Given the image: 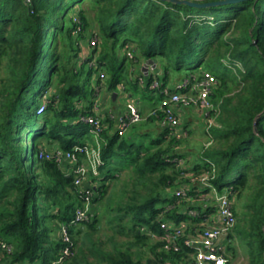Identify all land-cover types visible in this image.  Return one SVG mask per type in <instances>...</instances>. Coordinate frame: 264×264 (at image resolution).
<instances>
[{
    "label": "trees",
    "instance_id": "obj_1",
    "mask_svg": "<svg viewBox=\"0 0 264 264\" xmlns=\"http://www.w3.org/2000/svg\"><path fill=\"white\" fill-rule=\"evenodd\" d=\"M87 34L98 42L89 41L83 59ZM143 59L156 66L136 77L132 67ZM0 67V264H187L194 249L185 240L217 211L210 188L192 178L203 173L232 200L236 224L227 249L234 255L237 239L246 264H264V0L204 8L164 0H0ZM205 71L218 79L210 111L216 124L191 162L179 149L186 124L164 126L158 105L166 90ZM97 72V87L105 80L112 91L119 84L134 94L144 89L157 105L122 135L115 119L98 115L102 162L89 174L90 217L74 224L85 196L70 163L40 152L52 144L98 146L82 119L97 115ZM152 122L158 134L141 131ZM102 221L111 233H98ZM163 222L186 228L177 235ZM66 246L71 254L58 263Z\"/></svg>",
    "mask_w": 264,
    "mask_h": 264
},
{
    "label": "built area",
    "instance_id": "obj_2",
    "mask_svg": "<svg viewBox=\"0 0 264 264\" xmlns=\"http://www.w3.org/2000/svg\"><path fill=\"white\" fill-rule=\"evenodd\" d=\"M98 38L92 36L90 39L91 46L97 45ZM132 57L131 51L128 52ZM218 79L211 71H205L201 79H196L192 82L185 80L178 84V90L170 92L166 90V96L161 100L160 107L164 112V116L161 119V123L164 126L178 127L181 124L180 115L178 110L180 107H188V105L194 104L207 111V122L212 124L214 119L210 115V111L214 109L211 95L216 87ZM159 86L157 80L153 81L151 87L156 88ZM45 104H43L39 112L45 111ZM97 108V106H95ZM82 119L88 122L92 126V131L97 136L96 142L98 144L95 147L91 143L76 145L71 150H64L55 148L52 150L42 149L41 156L47 158H55L60 164L64 162L70 163V172L75 174V183L79 188L80 193L85 196L84 206L80 207L76 211L75 219L72 223L77 224L81 221L88 220L90 217V206L93 196V190L89 184L90 171L98 173V165L101 160V147L99 133L103 129V122L100 116L88 115L83 116ZM143 119L141 110L136 105H131L130 110L119 117L118 131L119 134H124L127 129L135 123L140 122ZM216 124V123H214ZM193 180L200 179L205 186L210 188L211 195L215 198L217 205V217L212 220V223L207 222L205 226L197 230V233L189 236L185 242L186 245L192 247L194 252L192 259L188 264H226L227 258V244L229 241L228 235L236 224V215L233 209L232 200L226 193H219L217 188L210 183V174L203 173L199 176H193ZM178 193H185L183 190H179ZM194 215L197 211L192 210ZM164 228H173L177 235L184 232L186 228V222H182L179 225H172L168 222H163ZM66 242H71V237L67 231V228H63L62 233ZM4 248L11 250V245L3 244ZM178 249V246H174ZM71 254V247L66 246L58 259L60 263L66 256ZM57 264V263H56Z\"/></svg>",
    "mask_w": 264,
    "mask_h": 264
},
{
    "label": "crops",
    "instance_id": "obj_3",
    "mask_svg": "<svg viewBox=\"0 0 264 264\" xmlns=\"http://www.w3.org/2000/svg\"><path fill=\"white\" fill-rule=\"evenodd\" d=\"M88 46H89V44H88ZM88 51H90V47H88ZM146 61H147V59H143L141 62H139V64H136V67H132V71L134 72V76L137 77V76L141 75L140 73H143L145 76H147L143 71V66H144ZM94 64L95 63L93 61L92 65H94ZM153 68H155V67L153 65H151L150 70H153ZM100 75H101L100 72H97L92 76V83H93L94 87L96 85H98L96 83V80L98 79V77ZM141 81H143L142 78H141ZM105 84L106 83L104 80L103 82H101L100 87L96 86L97 97H96L95 102H94L95 112L98 115L99 114L102 115L101 117L103 119H105L106 114H108V117L115 119L116 125L118 127L119 117H121V115H124L125 113H127L130 110L131 105H136L140 108L141 113L143 115V119L141 121H143L146 117H148V115L154 113V111H155L154 108L157 104L154 103L155 100H150L151 97H150L149 93H148V95H144L142 97L139 93L134 94L133 92H129L128 90L125 89V87L122 84H119L118 91H112V90H109ZM101 92H104V96L102 99L100 97ZM115 92H117L116 96H114ZM152 95L154 98L155 94L152 93ZM120 97H122L121 100H120ZM95 106H97V108H95ZM158 106L160 107V104ZM198 109H195L196 113L200 117H202L203 119L207 120V116H208L207 111L204 110L203 108H200L199 110ZM178 112H179V115H180L181 120H182V126H184L186 124L187 135H189L188 134L189 131L192 130V127H189L190 122L194 121L193 120V114H191L190 111H187L185 107H182V108L180 107ZM128 129H130V127ZM128 129H127V131H128ZM92 133H94V132L92 131ZM96 137L97 136L95 135L94 138L96 139ZM55 148H58V146L52 144V145H48L46 149L52 150ZM200 184H201V182H200ZM202 188H203V186H199L200 191L202 190ZM200 194H201L200 196L206 195L204 193H200ZM211 217H212V219L216 218L217 213L213 214ZM207 221H210V220H207ZM17 264H41V263H30L29 261H24V262L17 263Z\"/></svg>",
    "mask_w": 264,
    "mask_h": 264
},
{
    "label": "rangeland",
    "instance_id": "obj_4",
    "mask_svg": "<svg viewBox=\"0 0 264 264\" xmlns=\"http://www.w3.org/2000/svg\"><path fill=\"white\" fill-rule=\"evenodd\" d=\"M91 34H87L86 38H83L80 40V47H81V56L83 59H85V57L88 54V47H90L89 41L91 39ZM89 44V46H88ZM93 64V61H91V65ZM2 67H0V74L3 73L2 71ZM179 80V79H176ZM175 80V81H176ZM150 93V91H146L144 89L139 91V94L143 97L145 94ZM151 94V93H150ZM104 96V92H101L100 97L101 99ZM122 99V97H120V100ZM200 109L201 107L191 104L188 105V107H186L187 111H190L191 114H193V120L190 122V126L192 127V130L189 131V135H186L185 137L182 138V142L179 145V149L182 152H185V155L187 156L186 159L190 160L191 162L198 156L199 151L201 150V148L205 145L207 139L209 138V136L206 134V129L208 127H211L214 123H216L215 119L212 120V124L208 123L206 119H203L202 117H200L197 113L195 109ZM198 109V110H199ZM205 110V109H204ZM182 123V122H181ZM182 125V124H181ZM152 131L154 132V134H158L161 131L160 125L156 124L155 122H152L150 124H148L147 126H143L141 131ZM140 132V131H139ZM27 142H29V137H27ZM205 142V143H204ZM65 165V164H64ZM182 166H187L186 164L181 163ZM237 209L240 211L241 206L238 205ZM238 220V218H237ZM86 227V226H84ZM109 226H107L103 221L101 222V231H99L98 233L103 234V235H107L109 233H111V230L107 229ZM121 239H124L123 236H119ZM125 240V239H124ZM84 241V238H83ZM103 241L107 242V236L103 237ZM235 242V243H234ZM233 242V245L236 247V253L233 255L232 252L229 251V249H227V258L230 259L231 264H246L247 263V257L246 254L244 252V249L242 248V246L238 243L237 239Z\"/></svg>",
    "mask_w": 264,
    "mask_h": 264
},
{
    "label": "water",
    "instance_id": "obj_5",
    "mask_svg": "<svg viewBox=\"0 0 264 264\" xmlns=\"http://www.w3.org/2000/svg\"><path fill=\"white\" fill-rule=\"evenodd\" d=\"M164 1H172V2H177V3H186L195 7H212V6H217V5H224V4H230V3H237L243 0H216V1H209V2H200V1H195V0H164ZM153 65L154 67L156 66V63L154 59H148L144 66H143V71L146 75L149 74L150 71V66ZM117 92L114 93V96H116Z\"/></svg>",
    "mask_w": 264,
    "mask_h": 264
}]
</instances>
